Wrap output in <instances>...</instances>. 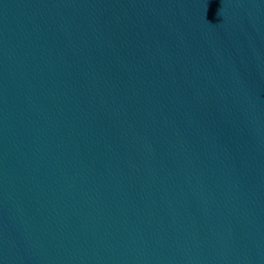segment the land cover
Wrapping results in <instances>:
<instances>
[{
	"label": "water",
	"instance_id": "95a60500",
	"mask_svg": "<svg viewBox=\"0 0 264 264\" xmlns=\"http://www.w3.org/2000/svg\"><path fill=\"white\" fill-rule=\"evenodd\" d=\"M0 264H264V0H0Z\"/></svg>",
	"mask_w": 264,
	"mask_h": 264
}]
</instances>
